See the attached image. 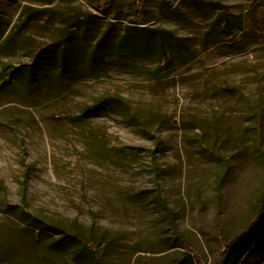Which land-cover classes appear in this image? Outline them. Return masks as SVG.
Instances as JSON below:
<instances>
[{"label": "rangeland", "instance_id": "rangeland-1", "mask_svg": "<svg viewBox=\"0 0 264 264\" xmlns=\"http://www.w3.org/2000/svg\"><path fill=\"white\" fill-rule=\"evenodd\" d=\"M135 2L0 0V264H215L264 209V0Z\"/></svg>", "mask_w": 264, "mask_h": 264}, {"label": "trees", "instance_id": "trees-1", "mask_svg": "<svg viewBox=\"0 0 264 264\" xmlns=\"http://www.w3.org/2000/svg\"><path fill=\"white\" fill-rule=\"evenodd\" d=\"M29 4H36L41 6L40 11H49L52 5H54L58 0H20ZM136 4V19L135 22L139 25L144 24L146 21L144 19V0H135ZM29 6L26 7V9ZM20 28V24L18 25ZM73 24H70L68 32L71 33V28ZM140 29L142 34V39L146 40L150 36L158 35V30H151L146 27L138 28ZM14 28L9 31L5 40L13 34ZM7 31H5L2 35H0V39H2ZM162 44L160 43V50L162 49ZM64 49V48H62ZM41 55V54H40ZM165 55V52L163 53ZM168 62L171 60V57H167ZM112 102H118L121 105L128 107V105L118 98L115 94L105 95L101 98L95 100L94 105L86 110H96V109H106L107 106H110ZM134 122L137 125H141L136 116H132ZM19 216L25 224L33 227L40 226L43 222H41L36 216L29 214L24 211H19ZM44 230L49 233H54L56 235L62 236L61 240H66L68 243L65 245V248H71L75 243L79 244L78 248L87 249L92 251L91 253L95 258H98V253L96 249L91 243L79 240L78 237L73 233L68 232L64 227L57 225H50L43 223ZM41 236V234H40ZM223 243L221 245V250L217 256V260L215 264H246L247 260L255 255H264V209L259 211L257 217L250 225L240 234H238L234 239L227 241L225 238L222 239ZM69 244V245H68ZM81 245V246H80ZM75 252V249L71 250ZM184 258L181 264H194V259L191 253H183ZM99 259V258H98ZM97 259V260H98ZM99 261V260H98Z\"/></svg>", "mask_w": 264, "mask_h": 264}]
</instances>
